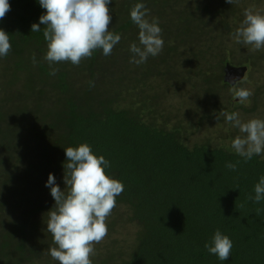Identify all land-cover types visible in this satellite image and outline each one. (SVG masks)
Returning a JSON list of instances; mask_svg holds the SVG:
<instances>
[{
	"label": "trees",
	"instance_id": "obj_1",
	"mask_svg": "<svg viewBox=\"0 0 264 264\" xmlns=\"http://www.w3.org/2000/svg\"><path fill=\"white\" fill-rule=\"evenodd\" d=\"M9 3L0 20L12 45L0 57L11 58L0 67V177L20 179L28 169L33 181L16 188L0 180V264H59L48 254L56 246L46 223L55 200L46 183L52 173L66 189L65 148L81 143L124 185L111 213L119 216L111 221L115 237L94 245L93 264H264V201L248 200L264 155L245 162L231 147L238 129L217 119L221 111L264 119V49L250 52L231 35L244 10L264 11V0H111L109 29L122 37L111 55L97 50L79 66L56 63L55 76L43 60L44 25L31 31L46 10L38 0ZM137 3L158 18L164 40L161 53L139 65L129 50L139 45L130 18ZM228 64L248 68L235 85L253 93L243 104L224 81ZM44 136L47 170L38 156ZM10 161L12 170L1 168ZM238 161L236 171L225 166ZM22 217L27 226L17 229ZM217 229L233 242L227 261L212 260L204 247Z\"/></svg>",
	"mask_w": 264,
	"mask_h": 264
},
{
	"label": "clouds",
	"instance_id": "obj_2",
	"mask_svg": "<svg viewBox=\"0 0 264 264\" xmlns=\"http://www.w3.org/2000/svg\"><path fill=\"white\" fill-rule=\"evenodd\" d=\"M38 2L46 12L40 16L39 23L32 24L31 31L39 32L41 25H44L43 37L47 51L43 60L47 61L52 76L59 72L58 68L53 67L54 64L70 62L79 66L82 60L91 58L97 50L109 56L114 46L121 41V34L109 29L112 16L108 5L111 0ZM226 2L234 4L237 0ZM10 9L9 0H0V20ZM149 13L150 10L143 3H137L131 8L130 18L139 29V45H130L129 50L133 54L130 63H145L149 56L155 57L163 50L164 40L158 18L149 20ZM231 35L237 44L250 46V52L264 49V11L257 10L254 5L246 8L243 21ZM11 49L9 34L0 29V57H6ZM32 63H37L35 53L32 55ZM231 91L234 99L238 98L241 104L253 94L248 89L235 86ZM221 116L239 131L231 142L237 155L245 162L254 155H264V119L242 121L239 113L224 111L219 113L217 119ZM65 154L67 160L63 166L66 189L61 190L52 173L46 183L55 200L54 207L47 213L46 223L47 232L52 234L56 246L50 247L48 254L59 264H93L91 257L96 254L94 245L101 243L107 236L106 220L116 207V197L122 194L124 185L106 173L110 162L103 155L94 154L89 144L66 147ZM238 163L228 162L225 166L236 171ZM254 193V196H248V200L254 203L264 201V175L255 184ZM260 212L261 209H257L256 215L259 216ZM26 226L27 219L22 217L17 229ZM204 247L220 261H227L233 242L217 229Z\"/></svg>",
	"mask_w": 264,
	"mask_h": 264
},
{
	"label": "rangeland",
	"instance_id": "obj_3",
	"mask_svg": "<svg viewBox=\"0 0 264 264\" xmlns=\"http://www.w3.org/2000/svg\"><path fill=\"white\" fill-rule=\"evenodd\" d=\"M1 59H2V57H1ZM10 61H11V58H6V60L3 59L2 62L0 61V67H2V66H3V68L10 67ZM6 88L8 89V93L9 94H13L14 93L13 90L9 86L6 87ZM44 146H45V136L43 137V139L40 140V147H39V150H38V156L42 160V165L45 164V166H46V162H45L46 153H45V150L43 148ZM40 151L42 152V156L40 155ZM43 161H44V163H43ZM12 164H13L12 161L9 162V165H3V164H1V168L3 166H7V167H9L12 170V168H11L12 167ZM22 166L23 167L21 168V171L24 170V168H26V165H22ZM43 168H45V170H47L46 167H44V165H43ZM22 172H23V176L20 179L19 178L17 179V178H14V177H9L8 178V176H9L8 174H7V176H6V174H3L0 177L1 178L0 180L2 182L3 181H9V183L11 184V186H14V184H15L16 188H18V185L27 186L28 184H30L33 181V178L31 177V174L28 171V169L25 170V171H22ZM117 213L123 215V213L119 209H117ZM123 217L126 218L124 215H123ZM115 219L116 220H119V216L116 213L115 214H111L109 217H107V220H106V223H107V226H108V233H111L112 234V237H115V233L111 230V221H113ZM124 226L126 228H131L133 226V224L131 222H129V221H126L124 223ZM111 247L112 246L110 244V249H111Z\"/></svg>",
	"mask_w": 264,
	"mask_h": 264
},
{
	"label": "water",
	"instance_id": "obj_4",
	"mask_svg": "<svg viewBox=\"0 0 264 264\" xmlns=\"http://www.w3.org/2000/svg\"><path fill=\"white\" fill-rule=\"evenodd\" d=\"M248 68L245 66H234L228 64L224 70V81L232 86L244 80ZM236 78L235 80L233 78Z\"/></svg>",
	"mask_w": 264,
	"mask_h": 264
},
{
	"label": "bare ground",
	"instance_id": "obj_5",
	"mask_svg": "<svg viewBox=\"0 0 264 264\" xmlns=\"http://www.w3.org/2000/svg\"><path fill=\"white\" fill-rule=\"evenodd\" d=\"M31 184V183H30ZM116 205H118V202L116 203ZM18 233H20V231H17ZM122 234H118V238H121ZM210 254V253H209ZM211 256V259L214 260L216 258H218L217 256L213 255V254H210Z\"/></svg>",
	"mask_w": 264,
	"mask_h": 264
},
{
	"label": "flooded vegetation",
	"instance_id": "obj_6",
	"mask_svg": "<svg viewBox=\"0 0 264 264\" xmlns=\"http://www.w3.org/2000/svg\"><path fill=\"white\" fill-rule=\"evenodd\" d=\"M26 218V217H25ZM27 219V218H26Z\"/></svg>",
	"mask_w": 264,
	"mask_h": 264
}]
</instances>
